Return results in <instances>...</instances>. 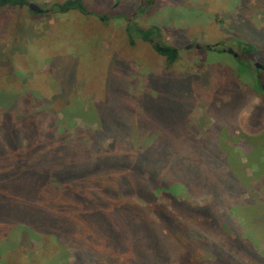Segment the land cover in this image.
<instances>
[{
  "label": "trees",
  "instance_id": "obj_1",
  "mask_svg": "<svg viewBox=\"0 0 264 264\" xmlns=\"http://www.w3.org/2000/svg\"><path fill=\"white\" fill-rule=\"evenodd\" d=\"M154 1H147L148 7ZM31 4V0H0V8ZM49 10L90 14L83 0H66ZM248 20L252 21L244 14L235 21L243 25ZM253 28L258 30L256 24ZM127 38L132 50L139 40L164 60L162 74H151V92H138L130 63L119 57L110 64L105 98L88 112L93 122L89 119L84 126L78 121L87 120L84 112L53 111L52 100L27 88L12 93L9 104H0V217L2 212L5 216L0 237H8L15 227L26 232L23 237L80 233L88 240L109 239L112 245L106 244L107 249L117 253L120 243L113 244L111 237L126 238L122 229L132 237H155L158 232L163 237L168 232L183 239L191 264L204 255L212 258L210 264H264V244L253 246L244 226L263 228L259 235L264 236V203L258 204L256 196L246 205L240 199L247 185L225 150L232 145V151L236 147L252 154L261 145L256 170L264 169V80L255 81L261 103L251 108L248 120L261 134L251 140L238 133L244 92L235 87L234 103L219 107L224 83L217 69L211 77V63L199 75H176L173 68L181 51L162 41L160 28L131 24ZM236 44L242 51L232 54L237 66L252 75L263 74L264 69L252 61L264 59V35L260 34L258 45L246 36ZM77 64L72 63L75 73ZM191 78L196 83L188 86L186 79ZM202 97L214 109L206 113V123L193 115ZM92 123L96 125L91 127ZM247 206L261 214L239 223L233 214ZM33 212L39 220L32 219ZM179 213L194 222H185ZM191 234L200 238L188 243L185 237Z\"/></svg>",
  "mask_w": 264,
  "mask_h": 264
},
{
  "label": "rangeland",
  "instance_id": "obj_2",
  "mask_svg": "<svg viewBox=\"0 0 264 264\" xmlns=\"http://www.w3.org/2000/svg\"><path fill=\"white\" fill-rule=\"evenodd\" d=\"M65 1L31 0L43 13L28 7L0 8L1 105L11 102L12 93H22L27 88L52 100L53 111L70 109L84 112L87 120H78L84 126L90 120L93 122L88 112L105 98L110 64L119 57L130 63L132 78L139 86L138 92H151V74H162L164 60L149 44L139 40L136 49H131L127 29L134 24L144 29L160 28L162 41L179 47L181 59L173 68L176 75L188 72L199 75L207 71L211 63V77L216 76L217 69L224 83L219 107L234 103V91L238 87L244 92L246 101L239 109L241 131L238 133L251 140L261 134L250 127L248 116L251 108L261 103L255 81L259 77L264 80V73L252 75L246 67H238L228 50L236 55L242 54L236 40L245 36L249 43L258 45L260 34L264 35V0H155L150 7L149 0H83L89 15L77 11L54 14L49 10L54 4ZM244 14H248L252 21L239 25L235 20ZM254 24L258 30L253 28ZM195 45L200 49H195ZM203 47H216L221 51L204 50ZM254 59L253 65L264 66V59ZM77 61L75 73L72 63ZM243 61L251 62L244 58ZM12 69L13 75L10 74ZM70 77L75 78L69 81ZM186 82L189 86L196 80L191 78ZM209 110L214 111L202 97L194 107L193 115L206 123L205 115ZM89 125L92 127L96 123ZM232 147L226 145L225 149L231 158V166L247 185L240 199L245 204L256 196L257 203L263 204L264 169L259 167L260 172L256 170V164L262 160L261 145L252 154L236 147L232 151ZM256 211L249 206L245 209L240 207L233 217L239 223L242 220L243 224L246 217L252 215L255 219L261 214ZM178 215L185 222H194L184 214ZM39 218L32 213L33 220ZM4 220L2 212L0 221ZM244 226L252 236L247 237L250 243L255 247L262 246L264 236L259 232L263 228L256 231L255 227L245 223ZM122 233L126 238L111 237L113 244L120 243V251L112 253L113 249L106 247V244L112 245L111 241L105 237L88 240L80 233L72 237H46L43 234L23 237L26 232L15 227L8 237H0V264H191L180 237H173L168 232L163 237L159 232L155 237H132L126 229H122ZM195 238L200 237L191 234L185 240L194 243L192 239ZM87 253L94 262L88 261ZM192 262L210 264L212 258L204 255L200 259H192Z\"/></svg>",
  "mask_w": 264,
  "mask_h": 264
},
{
  "label": "water",
  "instance_id": "obj_3",
  "mask_svg": "<svg viewBox=\"0 0 264 264\" xmlns=\"http://www.w3.org/2000/svg\"><path fill=\"white\" fill-rule=\"evenodd\" d=\"M30 9L38 13H43V11L38 6L34 5L33 3L30 5ZM228 53L233 54V51L228 50ZM234 55L237 56L236 54ZM254 67H256L257 69H262V70L264 69V67H262L261 64H258V63H256Z\"/></svg>",
  "mask_w": 264,
  "mask_h": 264
}]
</instances>
